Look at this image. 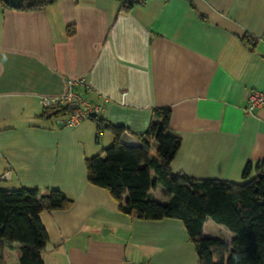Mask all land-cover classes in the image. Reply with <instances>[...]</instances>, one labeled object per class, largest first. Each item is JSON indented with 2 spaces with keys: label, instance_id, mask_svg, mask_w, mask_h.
Listing matches in <instances>:
<instances>
[{
  "label": "crops",
  "instance_id": "crops-1",
  "mask_svg": "<svg viewBox=\"0 0 264 264\" xmlns=\"http://www.w3.org/2000/svg\"><path fill=\"white\" fill-rule=\"evenodd\" d=\"M123 2L55 0L28 11L0 0V184L58 188L74 200L40 215L53 246L44 264L199 260L182 220L125 213L89 182L86 160L114 142L112 131L42 116V98L64 94L71 78L93 87L100 118L135 135L169 107L170 133L182 140L174 172L240 182L249 161L264 160V107L246 110L249 94L264 91V0ZM152 198L164 202L160 186ZM203 232L229 246L234 238L211 218ZM0 250L4 264L19 263L18 244Z\"/></svg>",
  "mask_w": 264,
  "mask_h": 264
},
{
  "label": "trees",
  "instance_id": "trees-1",
  "mask_svg": "<svg viewBox=\"0 0 264 264\" xmlns=\"http://www.w3.org/2000/svg\"><path fill=\"white\" fill-rule=\"evenodd\" d=\"M2 2L4 8L10 7ZM54 2L25 0L19 10H42ZM127 3L124 0L123 7ZM68 33H74L73 27ZM72 109V105L43 106L42 116L61 121ZM171 114L169 107L156 108L147 130L136 134L139 146L119 142L122 134L129 131L125 126L91 116L98 131H112L115 140L102 153L87 158L89 182L107 189L125 213H135L146 220H182L196 244L198 264H264V160L249 161L240 182L174 172L171 164L182 140L170 133ZM60 125L64 124L60 122ZM158 186L163 190L164 202L152 198V191ZM73 203L58 188L8 190L0 185V245L11 248L19 245L18 264H44L42 254L48 236L40 215L44 211L69 209ZM208 218L233 233L230 246L221 238L204 235ZM0 264H4L1 250Z\"/></svg>",
  "mask_w": 264,
  "mask_h": 264
},
{
  "label": "built area",
  "instance_id": "built-area-1",
  "mask_svg": "<svg viewBox=\"0 0 264 264\" xmlns=\"http://www.w3.org/2000/svg\"><path fill=\"white\" fill-rule=\"evenodd\" d=\"M67 85L66 92L61 96L42 98V105L46 108L76 105V108L69 112L68 117L60 121L68 126H75L82 120L91 118V116H100L103 104L89 98V94L93 92V87L85 78H71ZM261 107H264V91L251 92L248 96L247 112L252 113Z\"/></svg>",
  "mask_w": 264,
  "mask_h": 264
},
{
  "label": "water",
  "instance_id": "water-1",
  "mask_svg": "<svg viewBox=\"0 0 264 264\" xmlns=\"http://www.w3.org/2000/svg\"><path fill=\"white\" fill-rule=\"evenodd\" d=\"M8 6L19 9L24 5L25 0H3ZM72 108H76V105H72ZM119 142L125 146H139L140 141L135 134H132L129 131H126L120 137ZM53 246L51 244H47L46 250L49 251Z\"/></svg>",
  "mask_w": 264,
  "mask_h": 264
},
{
  "label": "rangeland",
  "instance_id": "rangeland-1",
  "mask_svg": "<svg viewBox=\"0 0 264 264\" xmlns=\"http://www.w3.org/2000/svg\"><path fill=\"white\" fill-rule=\"evenodd\" d=\"M3 177H4V175L1 178H3ZM0 185H1V188L2 189H8V190L18 189V187H14L11 182H7L5 180H2ZM153 193L157 195L158 194V188H156L155 190H153Z\"/></svg>",
  "mask_w": 264,
  "mask_h": 264
}]
</instances>
